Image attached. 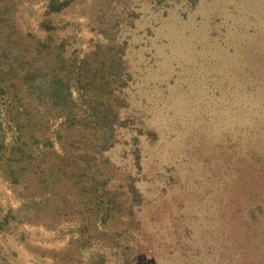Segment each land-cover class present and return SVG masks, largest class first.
I'll return each mask as SVG.
<instances>
[{
  "label": "rangeland",
  "instance_id": "374dc122",
  "mask_svg": "<svg viewBox=\"0 0 264 264\" xmlns=\"http://www.w3.org/2000/svg\"><path fill=\"white\" fill-rule=\"evenodd\" d=\"M96 1L71 0L48 13L47 0H0V34L10 32L18 50L22 39L33 47L36 37L50 31L54 49L63 47L68 59L82 56L104 37L92 19L107 0ZM164 5L167 13L154 26L155 35H143L151 16L136 8L144 17L137 18V37L124 53L133 70L126 111L150 129L139 132L124 118L140 147L143 166L135 182L142 203L149 209L158 203L167 214L157 226L150 218L143 223L150 238L141 242L147 240L148 250L136 251L129 264H264V235H246L264 229V157L238 155L249 143L264 151V0ZM44 19L54 27L44 30ZM1 117L9 139L12 124L6 113ZM120 150L117 146L114 155ZM235 156L240 158L235 161ZM255 166L259 169L252 170ZM20 190L0 176V264H72L52 256L73 248L72 226L47 228L29 221L19 208ZM233 192H244L242 209L234 202L221 206ZM9 207L13 214L2 221Z\"/></svg>",
  "mask_w": 264,
  "mask_h": 264
},
{
  "label": "trees",
  "instance_id": "16d2710c",
  "mask_svg": "<svg viewBox=\"0 0 264 264\" xmlns=\"http://www.w3.org/2000/svg\"><path fill=\"white\" fill-rule=\"evenodd\" d=\"M70 1L47 0L46 11H60ZM168 1L176 0H107L92 19L104 37L93 49L70 59L63 47H52L50 31L36 37L33 47L23 37L18 50H13L17 40L10 32L0 34V176L20 185L24 197L19 208L29 221L47 228L63 223L72 226L75 234L69 245L73 248L52 253L60 261L129 264L136 251L148 250L147 240L141 242L145 236L150 238L143 223L150 218V224L157 226L167 216L158 203L150 209L142 203L135 182V174L143 166L140 147L137 133L129 136L132 131L124 118L139 132L146 128L149 133L150 129L126 111L133 70L124 53L137 37V18L141 21L144 17L136 8L151 16L143 35H155L154 26L166 15L164 3ZM100 4L101 0L95 2ZM40 25L44 30L54 27L45 19ZM3 113L13 128L9 139ZM53 117L59 119L54 125L50 122ZM117 146L121 150L114 155ZM246 153L248 160L262 161L264 157V151L252 143L238 155ZM240 157L235 156V161ZM243 193H230L221 199V206L234 202L242 209ZM12 212L9 207L2 221L9 222ZM251 214L256 217L254 210ZM257 220L263 218L258 216ZM136 228L141 236L131 230ZM123 233L125 237H120ZM259 234L264 235V229L246 233L250 238Z\"/></svg>",
  "mask_w": 264,
  "mask_h": 264
}]
</instances>
